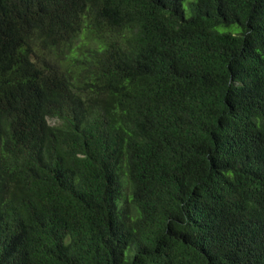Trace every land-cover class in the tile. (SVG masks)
<instances>
[{
	"label": "trees",
	"instance_id": "1",
	"mask_svg": "<svg viewBox=\"0 0 264 264\" xmlns=\"http://www.w3.org/2000/svg\"><path fill=\"white\" fill-rule=\"evenodd\" d=\"M184 1L0 0V264H264V0Z\"/></svg>",
	"mask_w": 264,
	"mask_h": 264
},
{
	"label": "rangeland",
	"instance_id": "2",
	"mask_svg": "<svg viewBox=\"0 0 264 264\" xmlns=\"http://www.w3.org/2000/svg\"><path fill=\"white\" fill-rule=\"evenodd\" d=\"M187 1H189V0H186V2L184 1V7L187 9ZM47 123L49 124V125H56L58 122L56 121V120H53V119H49V120H47Z\"/></svg>",
	"mask_w": 264,
	"mask_h": 264
}]
</instances>
